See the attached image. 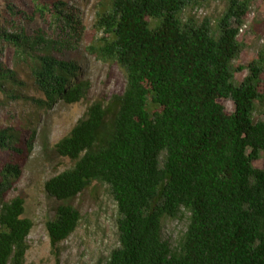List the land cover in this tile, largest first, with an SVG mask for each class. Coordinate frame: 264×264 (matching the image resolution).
Instances as JSON below:
<instances>
[{"label": "trees", "instance_id": "obj_1", "mask_svg": "<svg viewBox=\"0 0 264 264\" xmlns=\"http://www.w3.org/2000/svg\"><path fill=\"white\" fill-rule=\"evenodd\" d=\"M212 20L184 17L199 0H108L100 4L85 52L117 66L124 88L89 104L81 120L54 145L71 167L44 183L58 202L45 223L58 264L59 245L82 217L72 202L91 184L105 186L115 205L117 246L95 264H264V52L235 64L248 0H223ZM61 0H2L0 105L49 108L86 99L88 81L42 31L72 22ZM247 76L235 83V75ZM231 100L227 113L220 101ZM0 128V264H25L33 222L24 200L8 199L30 154L35 131ZM261 160L262 165L255 163ZM186 226L172 245L166 220Z\"/></svg>", "mask_w": 264, "mask_h": 264}, {"label": "rangeland", "instance_id": "obj_2", "mask_svg": "<svg viewBox=\"0 0 264 264\" xmlns=\"http://www.w3.org/2000/svg\"><path fill=\"white\" fill-rule=\"evenodd\" d=\"M66 4V14L70 17V28L57 23L49 26L37 16L23 23L28 35L42 31L47 39L54 40L61 51L62 58L78 66V79L88 81L89 91L86 99L74 105L57 102L49 108L34 106L31 102H9L0 105V128L18 126L22 137H29L35 131L32 150L21 175L8 193V199L19 196L24 200L25 217L33 222V228L27 237L28 250L25 264H55L54 255L49 246L45 223L53 218L58 205L43 189L50 178L69 169L72 165L67 159L57 156L54 145L65 137L71 128L83 118L87 107L96 100L108 101L112 95L119 94L124 88V75L112 64L101 63L85 52V47L94 38L93 24L99 5L108 0H61ZM249 13L243 23V31L238 40L247 45L241 50L235 64L246 66L264 52V0H248ZM199 5L186 8L184 17L195 16L198 19L218 18L224 8L223 0H199ZM2 0H0V12ZM0 61L11 66L10 58L2 55ZM247 76V70L235 75V83ZM227 113L233 112L231 100L220 101ZM254 120L264 121V103L256 104ZM262 165L261 160L255 163ZM72 205L81 214L82 220L76 231L59 245L58 264H95L106 258L117 246L115 229V205L101 184L93 183L80 194ZM184 219L164 221L163 235L173 245L184 231Z\"/></svg>", "mask_w": 264, "mask_h": 264}, {"label": "built area", "instance_id": "obj_3", "mask_svg": "<svg viewBox=\"0 0 264 264\" xmlns=\"http://www.w3.org/2000/svg\"><path fill=\"white\" fill-rule=\"evenodd\" d=\"M242 27H244L243 25L239 28V31H238V36H239V34L240 33H242V31H243V28Z\"/></svg>", "mask_w": 264, "mask_h": 264}]
</instances>
